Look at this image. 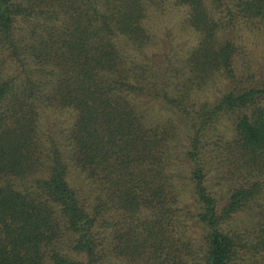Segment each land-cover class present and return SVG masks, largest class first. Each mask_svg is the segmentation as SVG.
I'll list each match as a JSON object with an SVG mask.
<instances>
[{
  "label": "trees",
  "instance_id": "trees-1",
  "mask_svg": "<svg viewBox=\"0 0 264 264\" xmlns=\"http://www.w3.org/2000/svg\"><path fill=\"white\" fill-rule=\"evenodd\" d=\"M170 1L196 44L159 71L128 62L121 42L151 44ZM240 25L264 29V0H0V264H264V81L238 74ZM218 78L214 102L194 97ZM46 108L74 115L69 150L42 139ZM182 136L190 197L170 163Z\"/></svg>",
  "mask_w": 264,
  "mask_h": 264
},
{
  "label": "rangeland",
  "instance_id": "rangeland-1",
  "mask_svg": "<svg viewBox=\"0 0 264 264\" xmlns=\"http://www.w3.org/2000/svg\"><path fill=\"white\" fill-rule=\"evenodd\" d=\"M185 18L186 9L175 5L173 1H170L161 9H151L144 25L152 36L153 41L141 49H136L125 42H121L125 58L128 62L144 64L150 69L159 71L164 69L165 66H170L176 60L186 57L190 49L196 44L197 36L185 26ZM231 38L243 52V55L237 58L238 74L246 71L245 68L247 67L249 74H251V84H259L264 81V29L248 30L243 25H240L231 32ZM229 87L226 81L218 78L215 83L204 90L195 91L194 97L198 101L214 102ZM147 106L150 121L156 123L171 120L180 128L181 132H188L185 122L166 106L158 103H150ZM73 118L74 115L70 112H60L54 108L43 109L40 122L42 139L48 141V138H52L63 143L64 150H69L70 146L66 141V137ZM219 128L220 132L226 136H230L232 133L231 125L226 121L221 122ZM184 137H181L179 146L172 153L170 163L172 165L171 169L178 174V187L181 186L182 190L185 191L184 194L190 197V186L188 185L190 165L184 156V150L187 145L182 140ZM68 170L72 185L80 191L87 201L92 202L95 194L98 193L96 185L86 179L80 171L70 166ZM215 189L219 190L220 187ZM102 231L105 237L109 236V228L105 227ZM104 264L125 263L123 258H110V261L106 260Z\"/></svg>",
  "mask_w": 264,
  "mask_h": 264
}]
</instances>
